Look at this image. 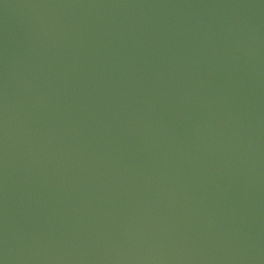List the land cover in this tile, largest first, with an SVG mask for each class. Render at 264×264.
I'll use <instances>...</instances> for the list:
<instances>
[{"label": "water", "instance_id": "obj_1", "mask_svg": "<svg viewBox=\"0 0 264 264\" xmlns=\"http://www.w3.org/2000/svg\"><path fill=\"white\" fill-rule=\"evenodd\" d=\"M0 264H264V0H0Z\"/></svg>", "mask_w": 264, "mask_h": 264}]
</instances>
